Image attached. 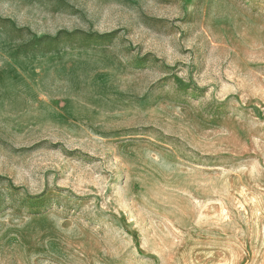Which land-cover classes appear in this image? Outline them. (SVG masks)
Masks as SVG:
<instances>
[{"label":"rangeland","instance_id":"rangeland-1","mask_svg":"<svg viewBox=\"0 0 264 264\" xmlns=\"http://www.w3.org/2000/svg\"><path fill=\"white\" fill-rule=\"evenodd\" d=\"M0 264H264V0H0Z\"/></svg>","mask_w":264,"mask_h":264}]
</instances>
